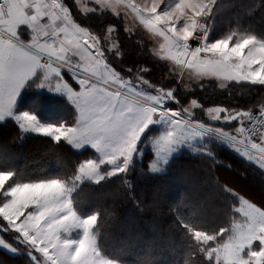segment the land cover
Returning <instances> with one entry per match:
<instances>
[{
  "label": "snow or ice",
  "instance_id": "6c2138e0",
  "mask_svg": "<svg viewBox=\"0 0 264 264\" xmlns=\"http://www.w3.org/2000/svg\"><path fill=\"white\" fill-rule=\"evenodd\" d=\"M213 2L142 0L138 4L136 0H94L101 11L128 10L150 32L162 37L165 44L161 48L178 69H189L198 79L215 77L222 85L228 81L264 85V42L249 36L235 42L228 37L206 44L197 37L200 18L209 13ZM81 9L93 13L97 10L83 5ZM21 26L29 30L27 42L18 31ZM194 34L199 45L193 48L189 40ZM106 43L107 37L102 40L101 36L79 26L69 8L59 0H0V112L11 108L21 88L39 71L43 78L38 86H48L64 94L74 105L77 119L72 126L37 127L33 116L23 114L19 117L22 126L34 128L56 142L91 144L107 158L102 163L112 164L117 160L126 163L137 139L154 116L171 118L174 131L168 134V139L187 131L182 128L178 113L159 112L162 105L156 98L137 94L120 79L106 58L103 50ZM113 51L109 46L108 52ZM65 68L79 85L78 91L75 85L70 87L64 82L61 70ZM170 95L168 93L166 98ZM209 114L225 122L249 115L221 107L211 109ZM261 117L264 119V113ZM234 132L236 135L229 138L235 150L264 169V129L249 131L239 127ZM95 170L93 161H87L79 169L84 175ZM12 177L10 172H0L4 198L0 217L6 222L3 230L16 234L20 242L28 246L34 264H111L101 258L91 235L97 217L81 220L76 216L64 183L55 179L38 183L12 182L5 188L6 181ZM28 209L31 211H26ZM262 209L264 205L256 207L245 201L244 206L237 209L243 218L233 221L231 227L220 228L218 234L193 233L200 251L209 257L208 264H212L213 259L216 264H264ZM74 229L82 230L81 238H61V233L68 234Z\"/></svg>",
  "mask_w": 264,
  "mask_h": 264
},
{
  "label": "trees",
  "instance_id": "16d2710c",
  "mask_svg": "<svg viewBox=\"0 0 264 264\" xmlns=\"http://www.w3.org/2000/svg\"><path fill=\"white\" fill-rule=\"evenodd\" d=\"M60 1L69 8L79 26L101 36L102 40L108 38L103 50L110 66L121 78H130L133 70L142 68L138 71L140 78L151 87L164 88L171 93L174 110H182L195 102L198 108L193 112V123L204 124L205 111L215 107L239 113L264 105V85L235 81L221 85L208 79L185 90L179 86V76L170 75L167 63L151 54L150 41L140 34L126 32L122 16L109 10L101 11L95 4L89 5L97 9L93 13L83 12L77 0ZM206 25V44L232 33L264 42V0H217ZM109 28L111 32H108ZM20 29L26 30L25 27ZM112 43L117 49L108 52ZM165 76L170 80L162 82ZM41 81V74H36L26 83L14 111L34 114L46 124L74 125L77 118L75 108L60 96L40 91L38 85ZM240 119L232 121L231 127L226 123L227 130L220 129L222 125L220 128L206 126L219 130L214 132L227 134L239 128V122L243 123L245 118ZM150 134H158V130L152 128L145 133L138 147L142 156L124 174L99 183L84 182L71 193L72 206L81 218L97 217L98 249L112 260L123 264H208L209 259L200 251L193 233L218 234L220 228L230 227L233 221L240 219L235 212L239 206L238 197L256 207L264 205V200L254 198L255 195L264 198V173L214 138L217 142L207 145V154L183 150L171 159L163 174H152L148 165L153 155L144 148ZM87 160H98L96 153L89 148L76 151L63 140L56 142L44 136L23 134L11 118L0 122V172L13 174L6 181L5 188L12 182L38 183L55 179L68 183ZM180 180L190 182H178ZM242 186H248L251 192ZM1 197L2 193L0 206L4 199ZM126 217L132 218L133 223L125 221ZM0 224H6L1 217ZM138 227L142 229L141 234L135 233ZM151 228L156 230L158 241L151 234ZM126 230L129 233L124 234ZM0 235L19 251L18 255L12 256L0 249V264H34L22 244L9 239L6 234ZM127 237L156 243L148 251L118 245L122 241L126 243Z\"/></svg>",
  "mask_w": 264,
  "mask_h": 264
},
{
  "label": "rangeland",
  "instance_id": "374dc122",
  "mask_svg": "<svg viewBox=\"0 0 264 264\" xmlns=\"http://www.w3.org/2000/svg\"><path fill=\"white\" fill-rule=\"evenodd\" d=\"M136 1H138L139 3H142V0H136ZM59 2L62 3L60 0H59ZM216 2H217V0H214L213 4L210 6L209 13L206 14L204 17L200 18V22L201 21L206 22L207 18H209V15H210L212 9L215 7ZM90 4L91 3H89L85 0H80V5H83L86 8H90V6H89ZM163 6H164V4L162 3L161 7H163ZM121 12H123V11H121ZM125 12H127L129 15V16L125 15L126 18L124 20V24L126 25L125 30L127 33L140 34L141 36L145 37V39L148 41L150 39L149 35L153 36V38H155V35H151L150 31L144 25H142L140 23V21L138 19H136L130 12H128V10H126ZM137 23H140V25H138ZM23 27H25V26H23ZM135 28H138V29H135ZM108 32H109V30H108ZM228 37H232L233 42H235L238 39L249 37V36H242L239 34L235 35L234 33H232V34L226 36L224 39H226ZM109 41H110V39H109ZM155 41H156L157 45L156 44H154V46L152 45L153 53L156 54L155 57H157V59H160V60L167 63V65L169 66V69H170L169 70L170 75L172 74L173 77H176V74H177L179 76L180 85L179 84L178 85L181 86L182 88H184L185 90H190L192 85L199 83L201 80L213 79V80H215L221 84V81L217 80L215 77H205V78H199L198 79L195 76V73H193L191 70H189V69H183V70L178 69V66L175 64V62L173 60L167 58L168 53L163 51L161 48V46L163 44H165L164 39L162 37L158 36V39H155ZM258 41H260V40H258ZM109 46H112L113 49H115L117 47L116 44H114V43L110 44ZM151 54H152V52H151ZM141 69L142 68H140V70ZM140 70H138V71H140ZM138 71L133 70V72H134L133 76H131L130 78L123 77L121 80L125 84H127V86L130 87L137 94L144 96V97L156 98L159 101V103L162 105V107L158 108L159 112H161V113H168V112L178 113V119L181 122V126H182V128L187 129V131H185L183 134H175L171 139H168V134L170 132L174 131L171 118H169L167 115L154 116L152 122L147 125V127L144 129V131L141 133V135L137 139V142L134 145L133 151L129 155L126 163L123 160H117L116 162H114L112 164H109L107 162L102 163V161H106L107 158L105 156H103L99 151H97L94 147H92L91 144H88V143L77 144V143H69V142L65 141L71 148H73L76 151H82L86 148H89V149L93 150L98 157L97 161L87 160V161H93L96 163V170L94 173H91L88 175H84V174L80 173L79 169L84 163L87 162V161H85L78 167L75 177L71 181H69L68 183H64L66 188L68 189V199L70 200V202H71L70 195L73 192V190L74 189L76 190L78 188V186H80L84 182L99 183V182L103 181L104 179L111 178V177L117 176V175L122 174V173L124 174V172H126L127 168L130 167L135 162V160L137 161V159H139L142 156V152L139 151L138 147H139L140 142H141L143 136L145 135V133L152 128H156L158 130V134H152V135L150 134L151 136L149 135L148 139H146V141H145L144 148L150 150L152 155H153V159L148 165L149 172L152 174H155V175H160V174H163L165 172L166 167L170 163L171 159L178 156L183 150H187L192 154H207V151H206L207 145H209V143H212L213 141L217 142L214 139L215 137L211 136L210 134H212V131H217V132L219 131V130H216V129H213L212 127H210L211 125H215L219 128L222 125V127L220 129L227 130L228 128L224 125H226V123H230L229 127H231V125L233 123L232 121H234V120L231 121L232 123L221 121V120H216L209 114L210 110L205 111L204 115H205L206 122H204V124L201 122L193 123L192 122L194 120L193 112L195 109L198 108L197 104L195 102H191L189 104V106L185 107L182 110L181 109L174 110L172 106L174 105L175 102H174V99L172 98V95H170V97L166 98L167 94L170 92L166 91V89H164V88L157 89V88L151 87L145 80H143L142 78L139 77ZM61 72H62V75L64 77V82L69 83V81L66 80L65 76L68 77L70 82L72 81L77 86V87H75V90L78 91L79 85L76 84V81L73 79L72 74L69 73V71L66 69L65 70L62 69ZM168 76H165L163 78L162 82L169 81L170 79ZM136 83L141 85V86L136 85ZM69 86L71 87L72 85L69 83ZM39 89H40V91H43L45 93L60 96L64 99H66L68 101V103L74 107V105L70 102V100L64 94L55 92V91L51 90L48 86H40ZM75 111H76V109H75ZM23 114H29V115L33 116L35 118L37 127L60 126V125H52V124L42 123L38 120V118L34 114H30V113H26V112L16 113L15 111H13L11 117H9V118H12L18 124V126L21 128L22 133L26 134V135H38V136H44V137L52 138L51 136H45V135L39 134L34 128L23 127L22 123L19 119V117ZM241 122H239L237 127H239ZM190 124H192L193 126ZM206 124L210 125V126H206ZM194 125L198 126L200 129L196 128ZM229 133L235 134L234 131H231ZM221 134L223 136L230 137L227 134H224V133H221ZM226 146L228 148H230L231 150H233V152L236 153L239 157L243 158L247 163L253 165L258 170H260L261 172L264 173V169H262V167H260L257 164V162L244 158L242 155H240L238 153V151H236L235 149L230 147L228 144H226ZM120 168H123L124 170L118 171V169H120ZM178 182L185 183V182H190V181L180 180ZM242 187L247 192H249V193L251 192V190L248 188V186H242ZM2 191L3 190H0V194L2 193ZM254 198L258 201L264 200V198H262L261 196L258 197L257 195H255ZM238 201H239V206L237 207V209L242 208L244 206L245 201L248 204H252L248 200H246L242 197H238ZM71 205H72V203H71ZM237 209H235V212H237L238 215L240 216V219H242L243 217L241 216L240 212L237 211ZM72 210L79 219H81V220L85 219V218H81L80 216L77 215L73 206H72ZM26 211H31V209H28ZM240 219H238V220H240ZM125 221L133 223V219L130 217H126ZM95 227H96V223L93 226V229L91 230V235L94 238L95 248L99 252L101 258H103L107 261H110L111 264H123L121 262H118L116 260H112V259L106 257L105 254H103L99 251V249H98V235L95 231ZM3 228H4V226H2L0 224V233L6 234L7 237H9V239H14L17 242H19L20 244H22L24 246V248L26 249L29 257L32 259V261H34V256L30 254V249L28 248V246L21 243L20 240L17 238L16 234L11 233L9 231H5V230H3ZM124 232H126L124 234L129 233L128 230H126ZM130 232H132V231H130ZM135 233L141 234L142 229L139 227L136 228ZM155 233H156V230L152 229L151 234L154 235V237L156 236ZM60 235H61L62 239L66 238L69 240H78L82 236V230L74 229L73 231H71L68 234L61 233ZM155 238H157V237H155ZM0 241L3 242V243H0V249L1 250H3L4 252H6L7 254L12 255V256H16L19 254V251L16 248L12 247L10 244H8L4 239H2L1 235H0ZM157 241H158V238H157ZM155 243L156 242H151V241L145 242L144 240H142L140 238L132 239V238L127 237L126 243H123V241H122L118 245L125 244L126 247H129V248H134V249L142 248V249H145V251H148V248H150V246L154 245ZM206 257L209 259V257L207 255H206ZM212 261H214V263L216 264L214 259Z\"/></svg>",
  "mask_w": 264,
  "mask_h": 264
},
{
  "label": "built area",
  "instance_id": "2783aa9c",
  "mask_svg": "<svg viewBox=\"0 0 264 264\" xmlns=\"http://www.w3.org/2000/svg\"><path fill=\"white\" fill-rule=\"evenodd\" d=\"M200 24H201V28L198 30L196 35H197V37L202 38L203 42H205V35L207 32V26H206V23L204 21H201ZM189 45L193 48L199 45V41L195 39V34H194V37L189 40ZM247 113L249 115L246 118V120L243 122L241 127H245L249 131H251V130L260 131V130L264 129V119H262V117H261V113H264V105L261 107H257L255 109H252V110L250 109L249 111H247ZM233 135H236V133ZM225 141L230 143L231 145H233L231 140L225 139ZM257 143H259L258 140H257Z\"/></svg>",
  "mask_w": 264,
  "mask_h": 264
},
{
  "label": "crops",
  "instance_id": "0c3cea01",
  "mask_svg": "<svg viewBox=\"0 0 264 264\" xmlns=\"http://www.w3.org/2000/svg\"><path fill=\"white\" fill-rule=\"evenodd\" d=\"M85 1H87V2H89V3H91V4H95L94 3V0H85ZM136 3H139L138 1H136ZM109 11H111L112 13H114V14H116V15H120V16H122V19H123V21L125 20V15L126 16H129L128 14H126V9H118L116 12H113L111 9H108ZM121 11H123V12H121ZM138 25H140V23H137ZM143 25V24H142ZM124 26H125V28H126V25L124 24ZM21 27H23V26H21ZM26 27V26H25ZM135 29H138V28H135ZM28 29L26 28V30H24V29H20L19 30V33H20V35H21V39L22 40H24L25 42H27L28 40H30V36L28 35ZM150 34L151 35H155V34H153L152 32H150ZM149 37H150V39H149V41L151 42V44L154 46V44H156L157 45V43H156V41H155V39H158V36L157 35H155V38H153V36H150L149 35ZM151 50H152V48H151ZM152 52V54L154 55V57L156 56V54H154L153 53V50L151 51ZM157 58V57H156ZM111 67V66H110ZM66 69V68H65ZM65 69H63V70H65ZM67 70V69H66ZM37 74H41V76H42V73H40L39 71L37 72ZM120 77V76H119ZM43 78V77H42ZM120 79H122L121 77H120ZM30 81V80H29ZM26 85V84H25ZM25 85L21 88V90L19 91V93L17 94V96H16V98H15V100L13 101V104H12V106H11V108L10 109H8V110H6V111H4V112H0V122H3V121H5V120H7V119H10L9 117H11V115H12V113H13V111H14V109H15V106H16V102L18 101V98H19V96H20V94H21V92H22V90L24 89V87H25ZM134 88V87H133ZM12 119V118H11ZM3 120V121H2ZM183 121V120H182ZM184 122V121H183ZM188 124V123H187ZM193 124V123H192ZM192 124H190V125H192ZM193 126V125H192ZM196 128H198V129H200L198 126H196V125H194ZM203 130V129H202ZM235 148V147H234Z\"/></svg>",
  "mask_w": 264,
  "mask_h": 264
},
{
  "label": "clouds",
  "instance_id": "9594fccd",
  "mask_svg": "<svg viewBox=\"0 0 264 264\" xmlns=\"http://www.w3.org/2000/svg\"><path fill=\"white\" fill-rule=\"evenodd\" d=\"M89 218V217H88ZM88 218H85L84 220L88 219Z\"/></svg>",
  "mask_w": 264,
  "mask_h": 264
}]
</instances>
